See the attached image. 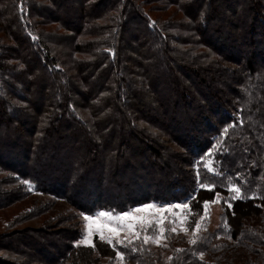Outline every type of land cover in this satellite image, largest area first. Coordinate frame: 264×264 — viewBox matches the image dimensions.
<instances>
[{
  "label": "trees",
  "instance_id": "16d2710c",
  "mask_svg": "<svg viewBox=\"0 0 264 264\" xmlns=\"http://www.w3.org/2000/svg\"><path fill=\"white\" fill-rule=\"evenodd\" d=\"M24 181L88 214L219 193L190 249L125 261L264 264V0H0L1 212ZM72 217L2 225L0 264H99Z\"/></svg>",
  "mask_w": 264,
  "mask_h": 264
},
{
  "label": "rangeland",
  "instance_id": "374dc122",
  "mask_svg": "<svg viewBox=\"0 0 264 264\" xmlns=\"http://www.w3.org/2000/svg\"><path fill=\"white\" fill-rule=\"evenodd\" d=\"M154 5H158V2ZM146 12L151 17L152 21H154L155 15H157L156 12L151 11L149 6H146ZM54 26L55 25H53V28ZM174 147L177 148L178 146L175 144ZM211 161L212 158L209 156L206 162L210 168H212ZM26 185L29 191L28 196L11 202V204L3 208L7 210L0 211V230L6 226L5 224L10 223L13 224L10 229L18 228L16 231L21 235L27 233V229L39 230L46 228L47 231L53 230L55 232L57 231L55 228L58 229L64 224H68V217L73 219L72 216H74V220L77 222L82 232V236L76 240V244L90 246L88 243H80L82 240H89L95 245V248L99 247V251L94 252V257L99 264H138L136 261H125V254L119 250L121 246L127 249L138 250V248H140L141 250L144 249L146 252H158L159 255L163 257L162 259H169L172 258L173 255L175 256L176 253L184 252L188 247L190 249L191 245H193L192 241L200 239L199 233L207 226H209L210 229H217L221 226L223 212L221 199H219L217 203L209 204L207 217L203 220H200V217L204 215V208L203 210H199L202 208L192 206L191 198L180 202L152 201L132 207L125 212L100 209L94 213L88 214L77 209L71 202L55 196L54 194L37 191L35 185L29 182H27ZM2 191H4L3 188ZM185 204L188 205V208L183 207ZM177 205L181 207L177 208ZM38 209L43 210L38 212ZM137 209H141V211H136ZM31 210L33 213L30 212ZM99 213H111L113 217H123V214L129 213L131 217L137 219L124 217L120 221H116L107 216L101 217ZM45 215H49L52 218H59L58 224L61 226L57 223L53 225L49 220L44 219L42 221L40 217ZM86 216L92 217L93 219L86 220ZM197 221L201 224L199 231L195 230V223ZM99 225H107L118 229V236L109 233L107 227L102 229L103 235L106 238H111L115 247L104 240H100L99 233H97V227ZM119 225H123L124 227L120 228ZM128 225H132L133 227L129 228ZM173 227L176 228V232L171 231ZM161 228L164 229L163 235L160 234ZM184 229H187V231ZM136 232L140 233L139 238H136ZM145 235H151L153 239L149 240L148 243H144ZM157 237H159V244L153 242ZM117 239L122 240L123 243H117ZM129 240H132V243H129ZM164 244H166L167 247H164ZM178 249H182L183 251H177ZM105 253H107V256ZM108 253H111L112 256H109ZM118 253H121L122 256L118 255ZM204 258L203 256L202 259Z\"/></svg>",
  "mask_w": 264,
  "mask_h": 264
},
{
  "label": "snow or ice",
  "instance_id": "6c2138e0",
  "mask_svg": "<svg viewBox=\"0 0 264 264\" xmlns=\"http://www.w3.org/2000/svg\"><path fill=\"white\" fill-rule=\"evenodd\" d=\"M153 23H154V22H153ZM224 132L227 133V129H225ZM216 147H219V144H218ZM209 170H212V169L209 168ZM197 176H198V179H199V177H200V173H199V172L197 173ZM24 183H27V181H24ZM200 187H201V188H207V190H209V191L214 190L213 187H210V186L204 184L203 182H200ZM229 190L235 193V195H233V196H231V197H229V198H223V199L225 200V203L227 204V206H228L229 209L232 208V204L230 203V201H234V200H237V199L253 198V197H247L245 193H242V192H241V188L238 187V186L231 185L230 188H229ZM216 195H217V199H216V200H213V201H204V203H203V207H204V210H205V211H204V215L200 217V220H203V219H205V218L207 217V209H208L209 204L217 203V202H219V199H221L219 193H217ZM262 198H264V197H262ZM176 207L179 208V207H181V206H180V205H177ZM183 207H184V208H188V205L185 204V205H183ZM258 207H260V205H258ZM136 211H141V209H137ZM189 211L191 212L190 209H189ZM234 214H235V213H233V215H234ZM99 216H101V217L107 216V217H109L110 219H115L116 221H120V220H121L122 218H124V217H127V218H129V219H137V218H135V217H131L129 213H125V214H123V217H121V216L113 217L111 213H99ZM85 219H86V220H92L93 218H92V217H87V216H86ZM225 224H227V219H226V218H225ZM105 227H107V231H108L109 233L116 234L117 236L119 235V233H118V229H117V228H114V227H111V226H107V225H99V226L97 227V233H99V238H100V240H104V241H106L108 244L113 245L112 239H111V238H106V237L103 235V233H102V229H104ZM119 227H120V228H123L124 226H123V225H119ZM128 227H129V228H132L133 226H132V225H128ZM200 228H201V224H200L199 221H197V222L195 223V230H196V231H199ZM184 230L187 231V229H184ZM171 231H172V232H176V228L173 227V228L171 229ZM163 233H164V229L161 228V229H160V234L163 235ZM90 234H91V233H90ZM135 235H136V238H139L140 233H139V232H136ZM125 238H127V237H125ZM217 238H219V237H217ZM229 238H231V237H229ZM152 239H153V237H152L151 235H145V236H144V243H148L149 240H152ZM165 239H166V237H165ZM128 242H129V243H132V240H129ZM153 242L159 244V237H157ZM80 243H88V244H90V246L95 247V245L92 244L91 241H89V240H82V241H80ZM117 243L122 244L123 241L117 239ZM192 243H196V241H192ZM163 246H164V247H167L166 244H164ZM113 247H115V245H113ZM133 250H135V249H133ZM177 251H183V250H182V249H178ZM118 255H121V256H122L121 253H118ZM202 258H203V253H201V259H202ZM169 259H171V258H169Z\"/></svg>",
  "mask_w": 264,
  "mask_h": 264
}]
</instances>
